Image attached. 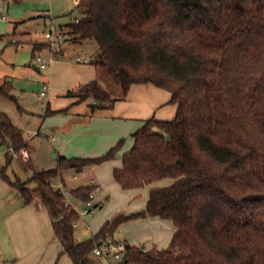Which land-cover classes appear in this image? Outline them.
<instances>
[{"label":"trees","instance_id":"1","mask_svg":"<svg viewBox=\"0 0 264 264\" xmlns=\"http://www.w3.org/2000/svg\"><path fill=\"white\" fill-rule=\"evenodd\" d=\"M77 8L83 17L68 25V35L97 42L91 63L113 88L125 96L134 84L152 83L177 105L173 119L152 116L132 134L115 181L126 190L175 181L152 189L143 211L120 214L80 241L74 236L80 215L65 205L53 180L64 170L115 159L124 139L99 157L59 156L56 168L27 182L2 169L3 181L25 204L40 196L60 255L74 264H101L94 249L109 243L122 224L147 217L173 222L169 246L119 241L124 252L114 264H264V0H79ZM44 47L34 44V54ZM12 89L11 82L0 83V97L17 102ZM67 96L76 103L91 99L93 110L117 100L97 80ZM59 112L47 109L46 115ZM0 137L13 153L28 147L23 131L1 110ZM23 164L33 167L30 158ZM93 190L79 186L70 195L85 203Z\"/></svg>","mask_w":264,"mask_h":264},{"label":"crops","instance_id":"2","mask_svg":"<svg viewBox=\"0 0 264 264\" xmlns=\"http://www.w3.org/2000/svg\"><path fill=\"white\" fill-rule=\"evenodd\" d=\"M47 18L49 21L45 17L44 30L52 21L55 23L54 19ZM43 42L44 38L39 43ZM34 44L35 42L33 47ZM67 45L68 43L65 44L62 54L52 61L46 74H42V78L44 77L42 89L44 84L49 86L46 96L47 109L61 111L54 117L51 115L44 118L43 123L58 135L52 137L56 152L55 164L58 165L59 156L67 158L102 156L121 139L125 140L115 159L85 166L79 170L78 178L82 179L81 176L87 174V180H82L76 187L70 188L72 190L88 185L91 180L95 181L98 189L94 193V202L99 204L102 210L100 216L94 220L98 224L96 230L99 231L107 221L120 214L130 215L143 211L150 191L159 187L154 186L158 182L155 181L149 184L151 185L149 189L142 187L126 190L115 181L113 172L114 169L122 167L123 154L134 143L132 134L144 124L145 120L152 116L169 120L176 114L177 105L171 102L170 92L152 83L134 84L127 95L123 96L121 89L113 88L91 61L76 62V57L82 54H75L74 50H70V47L73 49L75 46ZM47 54V57H50V54ZM35 70L40 72L37 66ZM94 80H97L103 88L112 91L113 97L117 99L113 107L93 110L91 99L76 103V98L67 96L69 90H75ZM23 112L28 113L26 109H23ZM58 115L60 118L55 120V116ZM35 132L40 133L39 130ZM27 152L29 158L33 160L30 152L28 150ZM69 170L75 169L62 171L58 178L61 182L62 180L64 182L65 174ZM73 178L78 179L75 175ZM65 183L68 185L67 180ZM7 185L14 188L8 183ZM11 191L0 184V264H53L58 261V264H74L70 258L60 257L62 246L54 233L51 217L43 201L38 203L34 196L31 203L25 204L23 198L19 200V196ZM120 195H123L125 200L119 199ZM107 203L109 206L105 207ZM122 228H125V235L123 240L119 241L132 246L144 245L146 249L168 247L175 232L173 222L160 217L131 220L122 224ZM82 235L74 231L77 241L89 238H84ZM6 243L10 249H15L18 259L12 260L11 255L5 253ZM106 263L111 264L109 261ZM101 264H105L102 259Z\"/></svg>","mask_w":264,"mask_h":264},{"label":"rangeland","instance_id":"3","mask_svg":"<svg viewBox=\"0 0 264 264\" xmlns=\"http://www.w3.org/2000/svg\"><path fill=\"white\" fill-rule=\"evenodd\" d=\"M46 11L51 13V19H54L57 25H68L72 23L75 18L83 17V14L77 8L75 0H0V13L6 18L5 21L0 20V83L5 81L11 82L13 87L12 94L17 101L14 102L8 98L0 97V110L5 112L12 122L24 132V136L28 142L27 150L33 158V167L25 166L23 160H27L29 156H22L23 159L14 156L7 145H1L2 140L0 137V171L5 169V173L12 180L19 179L23 182L30 180L36 172L48 170L53 167L56 168L58 166L55 164L56 152L52 139V137H57L58 135H55L53 131H50L47 126L43 125L45 121L44 118L50 117L51 115H46V97L38 98L43 85L42 79L44 77L42 78V76L46 74L47 70H41L40 72L35 70L37 64L34 60L33 52V42L38 45L43 44L39 42L43 41L45 17L47 21H49L47 16L44 15ZM13 39L18 40V42L13 43ZM67 43V46H75L73 49L70 47V50H74L75 54H82L85 51L89 62L93 61L98 54V44L94 40H79L74 38L73 35H69ZM62 52L60 54H62ZM47 55V53L43 54L44 57H47ZM18 107H20L21 110ZM23 109H26L28 113L23 112ZM52 117H54V115H52ZM173 117L171 119H173ZM59 118V115L57 117L55 116V120ZM38 130L40 133L34 135L36 133L35 131ZM9 150L11 151L9 156H12L10 161H8L9 156L6 155ZM74 175L78 178L80 177V172L77 170H69L65 174L66 179L62 176L64 182L67 180L68 185L67 183L64 184L62 180L61 190L64 191L69 202L81 213L84 209V203L70 195V188L76 187L82 180L86 181L87 174H83L81 176L82 179H74ZM174 181L173 178H163L154 186L164 187L172 184ZM59 183L60 180L58 178L53 180L55 186ZM0 184L8 187L12 190L11 192L17 194L19 200L22 199L19 191L9 187L1 176ZM35 186L36 184L34 182L29 183L30 188H35ZM150 186L151 185L148 184L145 187L147 189L148 187L150 188ZM93 187V192L95 193L97 186L95 185ZM118 198L122 199L123 195L118 196ZM35 199L38 203L42 202L38 194L35 195ZM123 199L125 200V198ZM108 206L109 204L107 203L105 207ZM101 212L102 210L98 207L94 215H87L86 218L81 217L80 220L77 221V226L74 227L76 233H81L82 235L85 231L82 237L93 236V234L98 231L96 230L98 229V224H96L94 220L96 217L100 216ZM115 213L116 212H114V215H116ZM128 228H130V226ZM124 233L125 228L121 226L109 237L107 240L109 243L107 244H115L119 242V240H123ZM11 248L13 247L11 246ZM4 250H6V254L11 255L10 257H12V260L19 258V256L16 257L15 249H10L7 243ZM60 257L69 258L67 255H60ZM94 257L98 258V261L102 259L105 264H108L106 263L108 262L107 260L97 256ZM58 263L59 261L53 262V264Z\"/></svg>","mask_w":264,"mask_h":264},{"label":"built area","instance_id":"4","mask_svg":"<svg viewBox=\"0 0 264 264\" xmlns=\"http://www.w3.org/2000/svg\"><path fill=\"white\" fill-rule=\"evenodd\" d=\"M76 4L79 3V0H75ZM47 17H51V13L49 11H46L45 14ZM0 20L5 21L6 18L0 13ZM75 23L80 22V18H75L73 21ZM69 25V24H68ZM68 25H57L53 21L50 23V25L43 31V38L44 42L43 45L45 46L42 50L36 51L34 54V60L37 64L38 69L41 70H47L50 67V64L52 61L58 56L62 51L67 43V39L69 37L68 30L66 26ZM13 42H17L16 39H13ZM44 52H47L50 54V57H44ZM76 62L78 63H87L89 60L87 59V53L84 51L81 56L76 57ZM49 90V86L47 84H44L42 91L40 92L39 98H44L47 96ZM35 134H38L37 132ZM12 151V150H11ZM14 156L19 157L20 155L23 157H28L27 150H22L20 154L13 153ZM88 185L95 186L96 183L94 180H91ZM53 186L61 190L62 182L55 186ZM98 187L96 188V190ZM63 193L64 191L61 190ZM65 205L70 206L72 209L77 211L81 217L86 218L87 215H94L98 209V204L94 202V192L90 194V200L84 203V209L80 213L75 206L72 205V203L69 202V200L66 198ZM80 220V219H79ZM77 226V222L74 224V227ZM90 228V226H89ZM124 252V246L122 244H104L103 246H97L94 249V255L100 258H103L107 261H109L111 264H114L115 260H119L121 258L122 253Z\"/></svg>","mask_w":264,"mask_h":264},{"label":"water","instance_id":"5","mask_svg":"<svg viewBox=\"0 0 264 264\" xmlns=\"http://www.w3.org/2000/svg\"><path fill=\"white\" fill-rule=\"evenodd\" d=\"M141 247L144 248V245H142Z\"/></svg>","mask_w":264,"mask_h":264}]
</instances>
